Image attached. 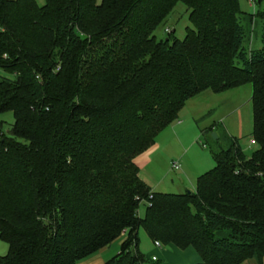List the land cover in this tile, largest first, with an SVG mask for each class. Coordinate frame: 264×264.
Listing matches in <instances>:
<instances>
[{"label":"trees","instance_id":"obj_1","mask_svg":"<svg viewBox=\"0 0 264 264\" xmlns=\"http://www.w3.org/2000/svg\"><path fill=\"white\" fill-rule=\"evenodd\" d=\"M179 3L191 28L157 41ZM242 15L238 0H0V70L13 76L0 77V115L13 116L0 129V264H77L122 234L104 264H143L139 229L200 264L264 263V48L245 50ZM247 84L252 155L233 142L194 192H151L135 158L190 99Z\"/></svg>","mask_w":264,"mask_h":264},{"label":"rangeland","instance_id":"obj_2","mask_svg":"<svg viewBox=\"0 0 264 264\" xmlns=\"http://www.w3.org/2000/svg\"><path fill=\"white\" fill-rule=\"evenodd\" d=\"M36 1L39 5L43 4V0ZM238 1L240 10L245 13L244 15L248 20L244 19L243 21L247 34V44L251 45L253 51H260L263 46L261 43L262 21L257 16L264 13V0L261 2L254 0V8L251 7L250 0ZM251 16L256 19L255 25L249 22ZM186 28H191L188 12L186 7L179 3L167 20L156 29L154 36L157 41L165 40L168 34L165 30L168 29L170 33L173 32L176 39L183 40L186 35ZM0 77L13 78L12 75L1 70ZM208 93L207 97L204 96L203 98V105L206 110L197 108L200 111L198 113L197 111L194 113L193 110L188 113V110H185L184 114L179 116L180 121H183V115L188 117L186 124L183 125V127H187L185 131L180 132L181 126L175 127L173 131L180 137V145L173 143L170 139L163 140L161 136L158 140V149L155 153H161L162 156L158 168L160 175L158 182H162L160 192L183 194V192L191 191L195 178L215 167L212 153L228 149L233 142L240 144L246 157H250L256 150V146L250 144L252 132L251 86L245 85L219 94ZM12 124L13 116L11 113L0 115L1 132L9 136ZM213 134L217 138H214ZM174 164L180 166L179 171L173 169ZM190 181L193 183H189ZM144 210V207L141 206L139 209L140 217H143ZM120 238L115 239L109 247L101 252L94 253L90 260L81 261L78 264H104L118 254L120 243L123 240ZM138 238L141 241L140 244L149 241L142 229H139ZM7 252V244L0 239V257L6 256ZM245 264H256V262L250 260Z\"/></svg>","mask_w":264,"mask_h":264},{"label":"crops","instance_id":"obj_3","mask_svg":"<svg viewBox=\"0 0 264 264\" xmlns=\"http://www.w3.org/2000/svg\"><path fill=\"white\" fill-rule=\"evenodd\" d=\"M251 7L254 8V5H251ZM242 13H243V15L241 16V24L244 27L245 25H244L243 21H244V19L247 20V18L244 15L245 13L244 12H242ZM257 17H259V15ZM249 22H251V24L253 23L255 25L256 24V19L251 16L250 19H249ZM263 28L264 27H263V23H262V35L264 33V29ZM245 32H246V30H245ZM262 35H261V43H262ZM243 46H244L246 51L254 52L252 50V48H251V45L247 44V34H246V38L244 40ZM263 48H264V46H262L261 50H263ZM247 85H250V84H247ZM241 87H243V86H241ZM241 87H238V88H241ZM238 88H235V89H238ZM208 92H210V91L202 92L201 94H199V95L195 96L194 98L190 99L189 101H187L185 106L183 107V109L180 111L179 116H182L181 114H184L183 112L185 110H188L187 111L188 113L191 112V110H193L194 113L196 111L198 113V112H200L199 110H202V109L206 110V107L203 105V103H204L203 102V98H204V96L209 94ZM251 95H252V93H251ZM197 108L199 110H197ZM179 116H178V120L176 122L172 123L170 126H168L165 130H163L158 135L157 139L155 140V144L151 148H149L143 154L139 155L134 160V163L137 166L138 171H139V173H138L139 178L149 187L150 191L153 192V193H165V192H160L161 191L160 187L162 185V182L161 183L158 182L160 180V178H159L160 175H159V170H158V168L160 167L159 166V160L162 159L161 153H155V152H157V149H158V144H159L158 140H159V138L161 136L163 138V140L164 139L165 140L166 139H170V141H173V143H175V144H179V145L181 144L180 137H178L176 134H174L173 131H174V128L178 127V126H181V128H180V132L181 133L183 131H185L187 127H183V125H184V123L186 124V122H187L186 119H188V117L183 115V121H180L179 120ZM163 134H165V135H163ZM250 144H251V146L252 145L256 146L255 143L252 141V139H250ZM239 146H240V144H239ZM240 148L242 149L241 146H240ZM256 148H257V146H256ZM242 151L245 152L244 149H242ZM179 170H180V168L178 169V171ZM198 177L199 176H197L195 178V180H194L195 183L191 187V191L190 192H194L195 191L196 180H197ZM189 183L192 184L193 182L190 181ZM183 193H185V192H183ZM138 215L140 217L139 211H138ZM120 237H121L120 239H123L122 240V242H123L125 240V238H126V235L123 234ZM121 243H120V245H121ZM140 243H141V241H139L138 251L141 254V256L143 257V259H144V263L143 264H200L201 263V259H200L199 255L195 252V250L192 247H188L185 250H179L178 248H176L175 246H173L171 244H169L167 246L160 245V247H156L154 245V243L150 239H149L148 242L147 241L144 242V244H140ZM107 247H109V246H107ZM105 248L106 247L102 248L98 252H101ZM119 248H120V246H119ZM92 256L93 255H91L90 257H88V258H86L84 260H81V261L84 262V261H86L88 259L90 260V258ZM81 261L77 262V264L80 263ZM243 264H245V263H243Z\"/></svg>","mask_w":264,"mask_h":264},{"label":"built area","instance_id":"obj_4","mask_svg":"<svg viewBox=\"0 0 264 264\" xmlns=\"http://www.w3.org/2000/svg\"><path fill=\"white\" fill-rule=\"evenodd\" d=\"M254 3H255L254 0H250V4H251V5H254ZM165 32H166V33H170V31H169L168 29H166ZM173 169H174V170H178V169H179V166H178L177 164H174V165H173ZM154 245H155L156 247H160L161 244H160L159 242H155Z\"/></svg>","mask_w":264,"mask_h":264},{"label":"water","instance_id":"obj_5","mask_svg":"<svg viewBox=\"0 0 264 264\" xmlns=\"http://www.w3.org/2000/svg\"><path fill=\"white\" fill-rule=\"evenodd\" d=\"M213 137H214V138H217L214 134H213Z\"/></svg>","mask_w":264,"mask_h":264}]
</instances>
